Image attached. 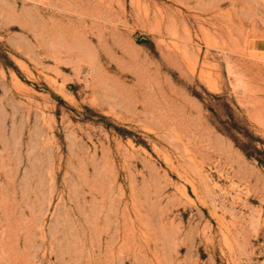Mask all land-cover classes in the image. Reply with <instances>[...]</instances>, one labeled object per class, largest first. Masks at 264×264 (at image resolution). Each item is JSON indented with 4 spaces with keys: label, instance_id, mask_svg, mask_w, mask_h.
<instances>
[{
    "label": "rangeland",
    "instance_id": "374dc122",
    "mask_svg": "<svg viewBox=\"0 0 264 264\" xmlns=\"http://www.w3.org/2000/svg\"><path fill=\"white\" fill-rule=\"evenodd\" d=\"M263 30L264 0H0V264H264Z\"/></svg>",
    "mask_w": 264,
    "mask_h": 264
},
{
    "label": "crops",
    "instance_id": "0c3cea01",
    "mask_svg": "<svg viewBox=\"0 0 264 264\" xmlns=\"http://www.w3.org/2000/svg\"><path fill=\"white\" fill-rule=\"evenodd\" d=\"M256 53L264 60V30L261 36L255 41Z\"/></svg>",
    "mask_w": 264,
    "mask_h": 264
},
{
    "label": "bare ground",
    "instance_id": "6f19581e",
    "mask_svg": "<svg viewBox=\"0 0 264 264\" xmlns=\"http://www.w3.org/2000/svg\"><path fill=\"white\" fill-rule=\"evenodd\" d=\"M215 142H216V141H215ZM217 144L220 146V142H218ZM218 145H216V146H218ZM220 147H221V146H220ZM218 148H219V147H218Z\"/></svg>",
    "mask_w": 264,
    "mask_h": 264
}]
</instances>
